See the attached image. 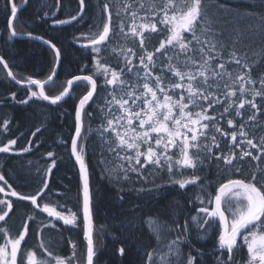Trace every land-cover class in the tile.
<instances>
[{
  "label": "snow or ice",
  "instance_id": "snow-or-ice-1",
  "mask_svg": "<svg viewBox=\"0 0 264 264\" xmlns=\"http://www.w3.org/2000/svg\"><path fill=\"white\" fill-rule=\"evenodd\" d=\"M216 3L220 10L229 7L219 0ZM62 6V0H55L57 10ZM259 6L264 8V0H260ZM96 7L100 9L99 18H94L95 23L89 25L87 32L75 37L80 47L93 54V73L72 75L59 94L49 95L45 86L58 76L62 49L52 40L32 32L18 33L14 26L18 5L15 0H7L4 11L8 15L9 40L24 35L41 41L53 56L46 79L31 76L21 79L0 55V65L7 77L28 88L27 97L18 103L28 104L36 99L59 105L72 95L77 82H85L89 87L75 104V131L71 137V156L79 171L78 211L65 210V205L58 201L43 204L38 201L44 198L56 166L52 152L47 153L53 159L46 169L43 186L35 194L18 192L0 174V181L7 185V190L0 185V193L30 201L47 217V222L35 233L40 240V252L25 247L32 216L23 221L15 234L6 226H0V240L3 241L0 243V264H79L74 241H69L72 255L62 257L56 253L58 242L45 241L44 230H56L59 222L80 227L81 219L87 242L86 264H95V194L85 141L86 133L93 129L85 128L84 118L92 116L87 106L94 102L101 87L107 95L100 105L103 121L95 131L102 148L114 157L107 160L102 152L100 163L111 165L102 169V176L106 173L110 181L122 184L130 180V173H135L144 184L151 183L150 188L135 189L141 193L158 194L164 185L156 183V177L165 171L166 184L178 185L179 189L197 186L196 200L200 206L191 220L203 235L211 233L216 237L214 252L219 254L215 256V264H264V136L258 139L255 136L256 129L264 127V72L258 77L254 75L257 67H264V59L259 63L250 62L246 54L238 53L235 40L229 51L222 35L223 25L231 21L210 17L205 0H104ZM48 15L45 11L44 16ZM51 15L55 17L56 13ZM85 15L87 2L78 0L75 14L66 19H53L52 25L79 23ZM258 18L261 25L257 27L264 29V15ZM152 34L162 38L158 47L149 50ZM116 37L124 43L111 47L110 52L121 58L118 67H112L101 54L109 50L106 46ZM260 55L264 56V50ZM86 68L87 64L81 68V73ZM101 76L102 85L98 84ZM16 95L11 93L13 100ZM225 120L230 131L222 126ZM0 130H9L7 119ZM16 144V139L0 143V153L15 151ZM19 151L29 152L30 147ZM246 157L258 162L250 178H232L234 173L248 175L243 169ZM213 164L218 174H228L215 189L214 196L207 191L208 182L198 174L203 167L210 168ZM186 170L191 173L186 174ZM13 207L11 200L0 198V222L6 225ZM148 223L155 233L157 246L145 253V264H199L195 256L185 255L182 250L190 232L187 221L183 225L174 221L175 227L158 224L151 218ZM174 231L175 238L168 239ZM245 247L248 259L238 262L236 256ZM119 252L125 255L126 249L121 247Z\"/></svg>",
  "mask_w": 264,
  "mask_h": 264
},
{
  "label": "trees",
  "instance_id": "trees-1",
  "mask_svg": "<svg viewBox=\"0 0 264 264\" xmlns=\"http://www.w3.org/2000/svg\"><path fill=\"white\" fill-rule=\"evenodd\" d=\"M86 2L87 15L79 23L53 26L52 19L44 16V12L48 11L50 15L56 9L55 0H28L27 5L17 14L14 21L18 33L32 32L34 35L52 40L62 49L63 57L58 76L46 88L49 95H57L67 78H71L72 75L93 73V54L90 50L80 47L75 37H78L81 32H87L89 25L95 23L94 18H99L100 9L96 5L97 3L102 4L104 0H86ZM219 2L229 7L220 10L216 0H205L210 17H224L231 21L223 25L222 39L225 40L228 50H232V42L235 40V48L239 54H246L250 62L259 63L264 59V56L260 55L261 50H264V29L257 27L261 25L258 17L264 15V8L259 6L260 0H219ZM62 3L63 6L58 10L57 19H66L70 14L78 11V0H62ZM6 4L7 0H0L1 55L19 78L23 79L27 76L34 79L46 78L53 59L50 50L45 45L29 39L12 38L9 40L8 15L4 11ZM37 17H43V19ZM161 38L159 34H152L148 43L149 50L158 47ZM123 43L120 37H116L106 46L109 50L101 54L105 62L110 63L112 67H118L121 58L112 54L110 49ZM138 43L137 40L136 45L139 51ZM85 64L87 68L81 73V68ZM262 72H264V67H257L254 75L258 77ZM102 83L103 77L101 76L98 78V84L102 85ZM73 88L72 95L59 105H47L42 100L36 99L29 101L28 104H21L18 101L26 98V92L21 91L22 89L10 81L8 82L0 65V126L3 125L5 119L9 121V130L7 132L0 130V143H6L9 139L17 140L14 146L15 151L0 153V174H3L8 183L18 192L35 194L39 190L36 184L43 186L46 169L54 158L56 166L49 177V188L43 194L44 198L42 200L38 198V201L40 204L58 201L65 205V210L71 208L73 211H78L79 173L69 151L71 137L75 131V104L87 90V85L80 83ZM77 91L79 93L75 94ZM13 92L17 94L16 100L11 97ZM105 95H107L106 91L102 87L98 88L94 102H90L87 106V112L92 113V116L84 118L85 128L93 129L92 132L86 133L85 141L95 194L93 216L96 228L94 235L97 252L94 258L95 264H145L147 260L145 253L157 246L155 233L148 223L149 218L158 224L171 227H175L174 221L181 225L187 221L190 232L187 242L182 246L183 252L185 255L191 253L199 264H215V256L219 254L214 252L216 237L211 233L203 235L191 220V216L196 215V208L200 206L196 200V194L199 191L197 186L189 185L186 189H179L178 185L166 184L164 182L167 181L168 176L165 171L156 177V183L164 185L158 194L155 192L141 193L135 189L142 186L150 188L151 183L144 184L135 173H130V180L122 184L110 181L106 173L102 176V169L111 167L110 164L100 163L102 152L103 158L114 159L106 149L102 148L100 137L95 131L103 121L100 105L103 104ZM222 126L230 131L227 129L226 120ZM38 128L40 131L36 132ZM34 132H36L35 136H33ZM255 136L257 139L264 136V127H258ZM30 140L31 145H29ZM24 147H30V151L20 152L19 150ZM48 152H52L54 157H48ZM253 152L255 154L254 150ZM257 163L252 161L251 157H246L243 169L248 175L234 173L232 178H250ZM190 173L191 170H186V174ZM198 174L208 182L207 191L212 196L215 195V189L219 183L228 178L227 172L218 174L215 164L210 168L203 167ZM0 185L7 189V185H4L2 181ZM8 199L13 202V211L10 213V219L6 218V225L0 222V226H6L15 234L22 227L23 221L29 215L32 216L33 220L29 221L30 231L28 239L26 238V245L33 246V232L35 235L38 228L36 224L42 219L47 220L46 214L35 211L29 201H21L15 197ZM81 224L80 227L72 228V226L58 223L56 230L48 229L44 232L47 235L52 234L50 236L52 239L59 240L58 244L59 247L62 245V249L58 247L61 250L56 251L57 253L63 251L67 254V250H70L68 237L77 239L76 233L78 231L83 233ZM175 236L174 231L168 239H174ZM121 247L126 249L125 255L120 254ZM244 249L236 256L237 261L239 258L243 261L246 257L247 251L246 248Z\"/></svg>",
  "mask_w": 264,
  "mask_h": 264
},
{
  "label": "rangeland",
  "instance_id": "rangeland-1",
  "mask_svg": "<svg viewBox=\"0 0 264 264\" xmlns=\"http://www.w3.org/2000/svg\"><path fill=\"white\" fill-rule=\"evenodd\" d=\"M18 5V4H17ZM19 6V5H18ZM29 40H31V39H29ZM2 66V65H1ZM2 68H3V66H2ZM3 70H4V68H3ZM94 71V70H93ZM4 73H5V75H6V78H7V80H8V82L11 80L10 78H8L7 77V73H6V71L4 70ZM11 82V81H10ZM70 151H71V149H70ZM69 151V152H70ZM37 180V179H36ZM36 186H38V188L40 189V187L41 186H39V184H36ZM7 190V189H6ZM1 195H0V198H11V197H5V194L4 193H0ZM30 202V201H29ZM30 204H31V202H30ZM32 206V205H31ZM33 207V206H32ZM33 209L35 210V211H37L38 213H41V212H39V209H36V208H34L33 207ZM42 214H44V213H42ZM46 216V215H45ZM47 222V220H45V219H42V220H40V222L38 221L37 222V231L40 229V225L42 224V223H46ZM59 224H63L62 222H59ZM45 230H48V229H45ZM36 231V232H37ZM35 232V233H36ZM50 236H52V234H45V232H44V237H46L45 238V241L47 242L49 239H52ZM28 237V236H27ZM26 237V238H27ZM80 237V238H79ZM33 238H34V240H33V246L31 245V244H25V247L26 248H29V249H34V250H37L38 252H40L41 250H40V248H39V245H40V240L39 239H37V237H36V235H34V232H33ZM76 238L77 239H73V238H71L70 236L68 237V240L70 241H74L76 244H77V248H76V258L79 260V264H84V262H85V246H86V244H85V240H84V237H83V233L81 234V231H78V233H76ZM28 239V238H27ZM26 239V240H27ZM52 240H54V239H52ZM93 240H94V248L96 247L95 246V238H94V235H93ZM54 241H56V242H59V240L57 241V240H54ZM82 241V242H81ZM0 243H3V241L2 240H0ZM84 243V244H83ZM32 246V247H31ZM59 247V244H58V246H55V248H56V251H60L61 249H62V245L60 246L61 247V249H59L58 248ZM70 250L68 251L67 250V254L65 253V252H63V251H61V253H57V254H59V255H61L62 257H69V256H71L72 255V247H71V244H70ZM246 248V247H245ZM245 250V249H244ZM65 253V254H64ZM240 259V258H239ZM238 259V262H242L241 260H239ZM248 259V257H247V252H246V257L243 259V261H246Z\"/></svg>",
  "mask_w": 264,
  "mask_h": 264
},
{
  "label": "bare ground",
  "instance_id": "bare-ground-1",
  "mask_svg": "<svg viewBox=\"0 0 264 264\" xmlns=\"http://www.w3.org/2000/svg\"><path fill=\"white\" fill-rule=\"evenodd\" d=\"M15 2H16V4H18L19 6H18V14H19V12L21 11V10H23L24 9V7L27 5V3H28V0H15ZM53 12H55L56 13V16L55 17H53L51 14L50 15H48L47 17H49L50 19H57V15H58V10L57 9H55ZM65 25H68V24H65ZM59 26H64V25H56L55 27H59ZM21 36H24V35H21ZM14 39H18V38H15L14 37ZM25 39V38H24ZM24 39H19V40H24ZM27 39H29V38H27ZM45 39H47V38H45ZM33 41H36V42H39V41H37V40H33ZM40 44H43L42 42H39ZM78 44V43H77ZM44 45V44H43ZM46 46V45H45ZM47 47V46H46ZM48 48V47H47ZM0 55H1V53H0ZM79 75H81V74H79ZM70 78V77H69ZM69 78H67V79H69ZM44 79H46V78H44ZM11 81V83L13 84V85H15V86H17L19 89H22L21 91H25L26 93H25V96L27 97V95H28V88L26 87V86H21V85H17L16 83H15V81H12V80H10ZM80 83H83V84H86L85 82H77L73 87H75L76 85H78V84H80ZM52 83H50V84H48V85H46L45 86V92H46V88L48 87V86H50ZM87 85V84H86ZM64 86H66V82L64 83ZM63 86V87H64ZM33 87V90H36V88H35V86H32ZM88 85H87V90H88ZM74 89V88H73ZM73 89H72V93H73ZM63 90V88L61 89V91ZM87 90L84 92V94H86V92H87ZM77 93H79V91H77V92H75V94H77ZM46 94H47V92H46ZM59 94V93H58ZM83 94V95H84ZM96 95V94H95ZM76 96H78V95H76ZM82 96V95H81ZM80 96V97H81ZM70 97V96H69ZM69 97H66L65 98V100L64 101H66ZM79 97V98H80ZM95 97V96H94ZM79 98H78V100H79ZM63 101V102H64ZM43 103H45V104H47V105H51L49 102H47V101H42ZM63 102H61V103H63ZM78 102V101H77ZM60 103V104H61ZM75 109V108H74ZM70 145H71V142H70ZM72 157V156H71ZM73 162H74V160H73ZM74 164H75V162H74ZM75 166H76V164H75ZM77 168V167H76ZM78 170V169H77ZM79 173V172H78ZM82 220V219H81ZM82 225V224H81ZM72 228H75V227H72ZM95 232H96V228H95V224H94V219H93V235H95ZM85 256H86V246H85ZM84 256V257H85ZM95 258V257H94Z\"/></svg>",
  "mask_w": 264,
  "mask_h": 264
},
{
  "label": "water",
  "instance_id": "water-1",
  "mask_svg": "<svg viewBox=\"0 0 264 264\" xmlns=\"http://www.w3.org/2000/svg\"><path fill=\"white\" fill-rule=\"evenodd\" d=\"M15 38H18V39H27L28 37L27 36H16ZM38 41V40H37ZM39 42H41V41H39ZM75 130V129H74ZM70 149H71V145H70ZM71 152V151H70ZM72 159L74 160V162H75V159H74V157H72ZM76 164V163H75ZM76 167H77V169H78V166L76 165ZM79 172V171H78ZM85 244H86V248H87V242L85 241ZM86 257V256H85ZM85 264H86V259H85Z\"/></svg>",
  "mask_w": 264,
  "mask_h": 264
}]
</instances>
